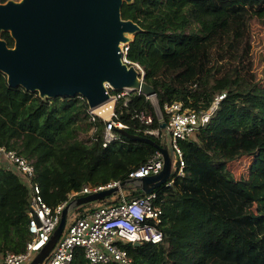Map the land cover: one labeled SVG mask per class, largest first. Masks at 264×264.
<instances>
[{
  "label": "trees",
  "instance_id": "obj_1",
  "mask_svg": "<svg viewBox=\"0 0 264 264\" xmlns=\"http://www.w3.org/2000/svg\"><path fill=\"white\" fill-rule=\"evenodd\" d=\"M120 13L140 27L125 58L142 68L164 119L166 103L198 110L218 98L195 138L180 141L184 176L155 189L163 209L162 241L127 244L130 264H264V68L257 78L248 57L249 22L264 20V0H133ZM0 37L13 46L7 31ZM87 109L77 96L41 98L9 86L0 72V146L33 161L35 181L50 206L86 183L126 180L156 150L122 134L103 147V122L89 121ZM142 110L153 117L149 128L160 127L151 100L137 91L126 105L116 101L113 119L128 133L161 144L133 117ZM92 124V134L80 138ZM242 156L253 157L248 180L233 178L227 167ZM28 199L20 176L1 162L0 252L21 251L29 240ZM73 264H88L81 248Z\"/></svg>",
  "mask_w": 264,
  "mask_h": 264
},
{
  "label": "water",
  "instance_id": "obj_2",
  "mask_svg": "<svg viewBox=\"0 0 264 264\" xmlns=\"http://www.w3.org/2000/svg\"><path fill=\"white\" fill-rule=\"evenodd\" d=\"M133 0H6L0 1V33L7 31L13 39L8 46L0 37V72L9 86H22L44 97L83 96L93 109L108 100L112 90L135 89L147 98L155 95L143 80V70L123 59L129 35L139 25L121 17V6ZM124 42V47L120 43ZM127 44V45H126ZM140 77V79H139ZM143 85V89L139 86ZM165 127V122L161 125ZM120 134L153 144L163 155L162 169L152 175L127 178L120 184L137 188L140 194L150 193L173 175V153L168 139L161 144L146 136ZM107 188L70 200L62 209L60 219L46 244L28 264H41L62 234L68 212L79 205L102 199L119 190ZM141 242H132L133 247Z\"/></svg>",
  "mask_w": 264,
  "mask_h": 264
},
{
  "label": "built area",
  "instance_id": "obj_3",
  "mask_svg": "<svg viewBox=\"0 0 264 264\" xmlns=\"http://www.w3.org/2000/svg\"><path fill=\"white\" fill-rule=\"evenodd\" d=\"M126 49L127 47H125V51ZM106 87L110 94L112 88L108 85ZM129 93L128 89L123 88L110 94L112 106L108 117H103L94 108L88 107L87 109L89 121L94 122L97 118H101L100 120L103 122L101 143L103 147L113 141L121 140V135L115 130V127L125 128V126L113 119L115 117L114 106L116 101L121 98L123 104L126 105ZM77 97L85 100L81 95ZM217 100L209 108L198 110L184 107L179 101L164 104L163 111L166 118L164 119L163 116L158 118L160 125L165 122L164 128L161 126L148 127L153 121L150 112L143 110L134 112L133 117L146 125L144 133L161 137V139L165 136L168 139L175 161L172 164L173 175L169 178L170 181L168 179L165 182L166 184L171 183L174 175L175 177L184 176V160L180 141L195 138L199 129L207 123L216 109ZM1 162L12 167L29 190L26 214L30 238L21 251L5 250L0 252V264H24L27 261L29 263L37 251L48 241L50 234L59 222L62 209L70 200L115 186L119 188L121 184L120 180H110L104 184L86 183L80 189L68 192L64 200L50 206L44 201L40 186L35 181L32 160L13 149L0 146ZM162 165L163 155L159 149H156L143 164L132 169L127 178L156 174L162 169ZM116 193L117 196L114 195L111 199L106 198L98 205L84 208L73 214L70 222L65 225L66 232L60 235L41 264H73L76 248L82 249L88 264H130L132 259L126 248L127 244L161 242L163 239L161 230L163 209L156 202L157 193L155 190L150 193L129 195L119 188Z\"/></svg>",
  "mask_w": 264,
  "mask_h": 264
},
{
  "label": "rangeland",
  "instance_id": "obj_4",
  "mask_svg": "<svg viewBox=\"0 0 264 264\" xmlns=\"http://www.w3.org/2000/svg\"><path fill=\"white\" fill-rule=\"evenodd\" d=\"M249 34H250V53H249V59L251 61V71H253L254 73H256V77L259 78L261 77V71L264 68V20H260V19H255L252 18L249 22ZM133 35H129V38L132 39ZM127 45V44H126ZM123 59L126 60L125 58V47L123 48ZM132 64V63H131ZM140 79V77H139ZM139 92L138 90L135 89H130L129 92ZM112 92L110 91V94ZM149 99L151 100L154 109H155V113L157 115L158 118H162V112L160 111L158 105H157V101L155 99V95L150 96ZM217 100V99H216ZM218 101V100H217ZM101 119V118H100ZM95 126L94 124H92L87 131L85 132H80L79 133V137L80 138H86L89 134H92L93 130H94ZM253 157L252 156H242L236 160L230 161L227 165L228 170L231 174V176L235 179H238L240 177H244L246 178V180H248L249 177V173H248V166L250 164V162L252 161ZM175 158H172V164L174 163ZM132 189H134V187H131L129 185H126V187L123 189L125 194H129L131 195V191ZM137 189V188H135ZM116 195L117 193H112L108 196L103 197V199H99L93 202H89V203H85L82 204L80 207H78L77 209H71L68 212V217H67V221L66 224H68L70 222V219L72 218V215L75 214L77 211L82 210L84 208H88V207H92L95 205H98L100 202H104L105 199H111L112 196ZM66 232V227L64 228L62 234H64ZM27 262H25L24 264H27ZM209 264H222L216 260H212L209 261Z\"/></svg>",
  "mask_w": 264,
  "mask_h": 264
},
{
  "label": "bare ground",
  "instance_id": "obj_5",
  "mask_svg": "<svg viewBox=\"0 0 264 264\" xmlns=\"http://www.w3.org/2000/svg\"><path fill=\"white\" fill-rule=\"evenodd\" d=\"M124 42H121L120 43V46L121 47H124ZM141 89H143V85H140L139 86ZM111 106H112V99L111 97L106 100L105 102L99 104L98 106H96L94 108V110L97 112L99 111L100 114L103 116V117H108L109 116V113H110V110H111Z\"/></svg>",
  "mask_w": 264,
  "mask_h": 264
},
{
  "label": "flooded vegetation",
  "instance_id": "obj_6",
  "mask_svg": "<svg viewBox=\"0 0 264 264\" xmlns=\"http://www.w3.org/2000/svg\"><path fill=\"white\" fill-rule=\"evenodd\" d=\"M6 1V0H5Z\"/></svg>",
  "mask_w": 264,
  "mask_h": 264
}]
</instances>
